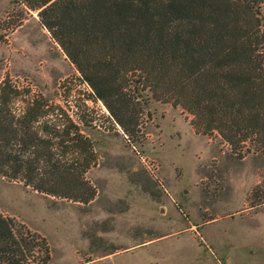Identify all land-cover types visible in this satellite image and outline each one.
<instances>
[{
	"label": "trees",
	"instance_id": "16d2710c",
	"mask_svg": "<svg viewBox=\"0 0 264 264\" xmlns=\"http://www.w3.org/2000/svg\"><path fill=\"white\" fill-rule=\"evenodd\" d=\"M17 1L38 12L130 141L154 99L182 107L196 133L240 158L264 157V0ZM66 103L9 76L0 82V178L88 203L98 153L85 116ZM51 258L44 235L0 211V264Z\"/></svg>",
	"mask_w": 264,
	"mask_h": 264
},
{
	"label": "rangeland",
	"instance_id": "374dc122",
	"mask_svg": "<svg viewBox=\"0 0 264 264\" xmlns=\"http://www.w3.org/2000/svg\"><path fill=\"white\" fill-rule=\"evenodd\" d=\"M1 27L0 82L68 100L98 153L88 203L0 178V211L47 238L48 264H264V157L240 158L220 137L196 133L182 107L154 99L132 142L38 12L0 0Z\"/></svg>",
	"mask_w": 264,
	"mask_h": 264
}]
</instances>
